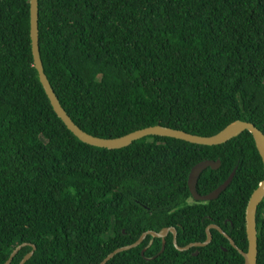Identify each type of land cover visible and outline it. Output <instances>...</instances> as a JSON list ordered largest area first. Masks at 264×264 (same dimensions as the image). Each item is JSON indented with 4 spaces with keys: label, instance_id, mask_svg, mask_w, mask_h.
<instances>
[{
    "label": "trees",
    "instance_id": "trees-1",
    "mask_svg": "<svg viewBox=\"0 0 264 264\" xmlns=\"http://www.w3.org/2000/svg\"><path fill=\"white\" fill-rule=\"evenodd\" d=\"M39 49L61 106L84 132L120 138L160 125L213 136L235 121L264 134V0H38ZM29 0H0V264H100L148 231L179 247L218 226L247 251L245 209L264 180L253 137L219 146L146 137L91 147L55 114L33 64ZM207 195L191 201L189 173ZM190 200V202H189ZM264 264V198L256 213ZM179 252L147 236L106 264H244L217 230ZM144 253L142 255V251ZM197 253V255H194Z\"/></svg>",
    "mask_w": 264,
    "mask_h": 264
},
{
    "label": "water",
    "instance_id": "water-1",
    "mask_svg": "<svg viewBox=\"0 0 264 264\" xmlns=\"http://www.w3.org/2000/svg\"><path fill=\"white\" fill-rule=\"evenodd\" d=\"M29 7H30L29 36L31 41L33 64L37 71L39 81L57 117L62 121V123L65 125L68 131H70L73 134V136L76 137L80 142L95 148L107 149V150H120L129 147L133 142L139 141L146 137L155 136V137L180 140L192 145L212 147V146L223 145L226 142L230 141L231 139L238 137L243 132H248L253 137L256 150L261 158L263 170H264V134L259 129H257L252 123H248L240 120L229 124L219 133L209 137L192 135L181 130L163 127L160 125L137 130L123 137L114 138V139L98 138L81 130L77 125H75V123L72 121V119L69 117V115L61 106L53 88L51 87V84L49 83L45 75L41 56H40V49H39L38 0H29ZM219 166H220V162L218 160L216 162L203 161L192 167L187 182V186L190 195L192 197V200L196 202H207V201L215 200L228 187V185L231 183L235 175L236 169L233 170V172L230 174L228 179L223 184H221L217 189H215L211 193L207 195H199L196 191L197 181L201 173L208 168L211 170H216L219 168ZM263 198H264V180L259 184L258 188L251 194L245 209V233L247 239L246 252L240 250L235 245L234 241L227 234H225L218 226L215 225H210L206 227L205 229L206 240L204 242L191 243L185 247H179L177 245L176 230L174 228H165L159 232L148 231L143 233L135 243L116 249L115 251L110 253L100 264H106L115 255L121 252L129 251L131 249L137 248L139 245H141V243L146 239L147 236L161 240L162 245L159 254L163 253L166 244L165 239L169 234H172L173 245L175 249L179 252H185L191 248L206 247L212 241V235L210 232V230L212 229L217 230L221 235H223L228 240L229 244L235 250H237L238 253L243 257L244 264H257L258 239H257V227H256V213H257V208L261 203V201L263 200ZM25 246H27V244H22L18 246L16 249H14L13 252L10 254L8 260L4 264H11L16 254ZM31 249L32 250L25 255V257L22 259L20 264H25L33 256L36 247L31 245ZM143 253L144 250L142 251V255ZM194 255H197V253H195Z\"/></svg>",
    "mask_w": 264,
    "mask_h": 264
},
{
    "label": "flooded vegetation",
    "instance_id": "flooded-vegetation-1",
    "mask_svg": "<svg viewBox=\"0 0 264 264\" xmlns=\"http://www.w3.org/2000/svg\"><path fill=\"white\" fill-rule=\"evenodd\" d=\"M190 201V200H189ZM191 201H192V199H191Z\"/></svg>",
    "mask_w": 264,
    "mask_h": 264
},
{
    "label": "rangeland",
    "instance_id": "rangeland-1",
    "mask_svg": "<svg viewBox=\"0 0 264 264\" xmlns=\"http://www.w3.org/2000/svg\"><path fill=\"white\" fill-rule=\"evenodd\" d=\"M190 202V201H189Z\"/></svg>",
    "mask_w": 264,
    "mask_h": 264
}]
</instances>
